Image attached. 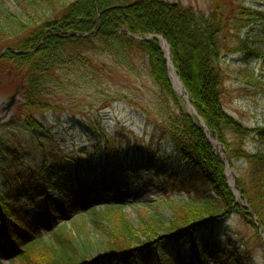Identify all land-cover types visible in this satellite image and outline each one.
Wrapping results in <instances>:
<instances>
[{"label": "trees", "instance_id": "1", "mask_svg": "<svg viewBox=\"0 0 264 264\" xmlns=\"http://www.w3.org/2000/svg\"><path fill=\"white\" fill-rule=\"evenodd\" d=\"M12 1L21 16L7 15L0 8V72L6 75L0 84H8L9 94L20 95L22 104L8 127L30 134L42 167L35 168L39 178L31 177L33 173L15 178L4 175L10 187L0 192V260L8 264H185L186 255L187 264H234L236 259L218 251L215 235L207 233L234 215L249 224L256 236L255 242L246 245L264 247L259 234V230L264 234V151L250 154L245 149L248 136L264 137V129H245L224 112L218 66L220 38L264 20L260 12L239 6L233 17L224 18L215 4L205 16L162 0ZM159 37L169 48L188 102L222 146L223 160L230 169L236 161L246 163L244 176L234 179L235 189L260 227L236 203L227 187L222 158L173 92ZM96 56H108L127 70L138 61L159 89L157 103L163 118L156 128L171 145L176 165L186 172L184 183L193 192L187 203H172L165 191L159 205H144L151 211L167 208L170 220L148 215L133 230L121 214V202L134 198L132 186L139 173H150L153 179H176L171 163H164L150 146H121L117 152L103 134L99 140L105 148L103 160H66L64 164L58 157L60 149L49 147L50 137L41 133L37 115L54 109L64 112V105L70 108L69 97L73 91L80 92L73 77L82 80L81 69L93 76L92 83L96 75L106 72ZM92 83L86 84L93 88ZM110 159H114L111 165ZM204 187L214 200L205 198ZM23 199L26 206L21 205ZM96 206H102L101 212H95ZM86 212L97 218L93 222L96 229L102 228L100 219L111 228H102L98 241L89 237L84 226L77 225L72 232L58 226L76 214L82 223ZM171 247L186 251L171 253ZM229 248L236 252L234 245Z\"/></svg>", "mask_w": 264, "mask_h": 264}, {"label": "rangeland", "instance_id": "2", "mask_svg": "<svg viewBox=\"0 0 264 264\" xmlns=\"http://www.w3.org/2000/svg\"><path fill=\"white\" fill-rule=\"evenodd\" d=\"M171 4H179L184 7H190L195 12L209 16L213 12V6L219 5V9L226 17H233L236 8L241 6L252 11L260 12L264 17V3L254 0H162ZM0 8L4 13L13 17H20L21 12L12 0H3ZM159 46L162 50L164 58L167 62L168 79L175 95L182 102L185 112L192 120H196L195 124L200 127L205 138L214 148L225 165V174L230 172V176L234 183V179L244 176L247 169L244 161L234 162L233 169L223 160L224 151L222 146L214 140L203 120L197 116L196 112L190 105L183 89V96H180L175 90L173 82L169 76L168 61L172 69L169 48L162 38H158ZM163 41L167 47V55L160 43ZM264 20L251 24L238 32H229L222 40L220 38L219 46L221 49L218 66L221 70L223 86L221 90V102L224 112L234 119L243 128L248 130L264 129ZM229 49V53L227 51ZM248 49L249 51H244ZM252 52L261 54L258 58ZM96 61L104 65L106 72L96 75V81H91L93 77L89 72L80 70L83 74L82 80H76V89L73 96L69 97L71 106L67 108L64 104L62 108L65 111L54 109L53 111L37 115L36 119L41 126V133H46L50 137L49 147L53 148L57 145L59 160L65 164L66 160L92 161L103 160L106 156L105 148L100 144L99 140L104 134L107 136L109 145L120 151L127 145H135L137 147L150 146L154 153L159 154L166 164L171 163L172 175L176 177L173 181L163 178H152V175L143 172L138 174V179L134 180L132 200L122 201L121 214L127 219L128 225L133 230L139 227V219H147L148 215L160 217L163 221L170 220V212L167 208H161L157 211L146 210L144 205L152 203V207L158 204L160 195L166 194L170 197L172 203H187L193 199V192L190 185L186 182V172L184 169L176 165L175 154L172 147L163 138L157 125L162 121V115L158 108L157 96L159 89L150 79L147 69L138 61L131 70L123 68L116 64L112 58L108 56H96ZM175 72V70H174ZM176 75V73H175ZM6 75L0 72V80L3 81ZM177 77V76H176ZM178 78V77H177ZM92 83L93 88H89L88 84ZM181 83V82H180ZM182 86V84H181ZM78 87V88H77ZM80 88V89H79ZM7 83L0 84V192L6 193L9 184L6 182L4 175L15 178L17 175L29 177V173H33L31 177L39 178L38 170L42 167V160L36 146L31 140L30 134L25 129H10L9 124L16 117V110L22 104L19 94H9ZM75 89V88H74ZM75 89V90H76ZM12 97V99H11ZM15 97V98H13ZM193 110L194 116L190 114ZM232 139L231 136H228ZM56 149V150H57ZM245 149L248 153L254 154L258 151H264V137H258L256 134L248 136L245 142ZM110 159V165L114 162ZM140 161V160H138ZM143 161V160H142ZM62 165V164H61ZM2 167L7 170H2ZM37 167V169H35ZM49 166H46L48 169ZM169 168V167H168ZM29 174V175H28ZM120 178V174H117ZM135 179V176H133ZM228 184V183H227ZM42 186V184L40 185ZM38 185V189L41 187ZM228 189L234 195L236 203L242 206L252 218L254 224L260 227L253 213L246 202H242L239 193L233 185L234 191L227 185ZM206 192L205 198L214 200L213 193ZM235 193L237 196H235ZM19 198V197H18ZM14 200V199H13ZM15 201V200H14ZM109 202V200H103ZM22 206H26L25 199L21 202ZM101 206L95 208V212H101ZM84 222L77 221V216H72L63 225L68 231H74L75 226H84L87 234L93 241L103 236V230L110 231L111 228L107 221L100 219V229L93 226V222L97 218L92 216L91 212H86L83 216ZM207 233L215 235L213 243L218 251L228 252L235 258L234 264H264V247L246 245L248 241L255 242L256 236L249 224L240 219L238 215L230 217L222 226L214 228L211 226ZM176 233L175 235H177ZM259 234L264 244V234L259 230ZM224 235L226 237L224 238ZM238 235V237H237ZM46 238V237H44ZM245 239L244 244H240L239 240ZM230 244L234 245L237 252H233L229 248ZM171 253L186 251L174 247ZM181 253V252H180ZM185 255V254H184ZM189 257L185 255L184 263L187 264ZM0 263L8 264V260L1 259Z\"/></svg>", "mask_w": 264, "mask_h": 264}, {"label": "bare ground", "instance_id": "3", "mask_svg": "<svg viewBox=\"0 0 264 264\" xmlns=\"http://www.w3.org/2000/svg\"><path fill=\"white\" fill-rule=\"evenodd\" d=\"M160 43H161V45H162V47L164 49V53L167 55V47H166L165 43L163 41H160ZM168 67H169V76H170V78H171V80L173 82L175 90L178 92V94L180 96H183V89H182L181 83H180L179 79L176 77L175 72L172 69L169 61H168ZM190 114L192 116H194V112H193L192 109H190ZM226 180H227L228 186L233 189L234 188L233 187L234 183L232 181V178L230 176V172L229 171L226 172ZM235 196H237L236 193H235ZM237 198H239V197L237 196Z\"/></svg>", "mask_w": 264, "mask_h": 264}]
</instances>
